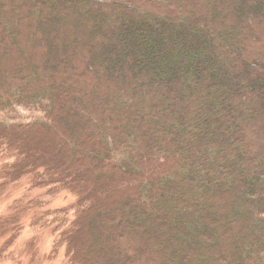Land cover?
Returning a JSON list of instances; mask_svg holds the SVG:
<instances>
[{
    "label": "trees",
    "instance_id": "1",
    "mask_svg": "<svg viewBox=\"0 0 264 264\" xmlns=\"http://www.w3.org/2000/svg\"><path fill=\"white\" fill-rule=\"evenodd\" d=\"M22 178L75 196L71 219L31 223L55 221L64 264H264V0H0V195ZM43 204L14 206L0 237Z\"/></svg>",
    "mask_w": 264,
    "mask_h": 264
},
{
    "label": "rangeland",
    "instance_id": "2",
    "mask_svg": "<svg viewBox=\"0 0 264 264\" xmlns=\"http://www.w3.org/2000/svg\"><path fill=\"white\" fill-rule=\"evenodd\" d=\"M90 16L92 18V22H94L96 25H98V23L100 24L102 18L92 13H90ZM81 23H83V20L82 18H79L78 24ZM79 27L81 29L83 28L82 25H80ZM36 32V37H38L39 42H42L41 47L43 48V53L49 54L54 51V49H52V39L45 37L42 40V38L38 34V31ZM32 60L36 63L39 62V58L35 56L32 57ZM60 95H62L63 97L67 96L65 91L60 92ZM64 114L65 115L63 116L66 117L67 114ZM13 115L16 117V119L19 120H27L33 118L29 117L28 112L23 109H19ZM32 116L39 117V114H33ZM56 123L59 125L61 134L66 136L67 138H70V131L66 124L64 122H59L58 120H56ZM78 123L79 122L75 121L76 126L78 125ZM16 132L18 135L21 134V131ZM22 137L23 132L21 136H19V139L13 142V144L16 145L20 150L19 154L22 160L33 159L34 161L39 160L40 162H42L43 159L40 146L37 143H30L26 146L21 140ZM47 165L48 170L50 168L54 169L55 176H60V172L57 171L58 164L55 159L48 161ZM85 166H90L92 171H96L98 174H101L100 169L94 166L93 162L87 161ZM75 167L76 164H72L68 168L69 171L66 174V179H69L70 182L73 181L72 170H74ZM108 176L107 180L109 181V183L107 185L101 188H96L95 190L94 187L86 190V202L90 204V207L92 206V204H94L96 199L95 197L103 200L104 196L108 195L109 188L112 185V181L110 182V177ZM79 182L80 184L82 183V177L79 178L78 183ZM32 199L42 201L44 204L42 207L31 209L28 208L23 212V215L20 218V231L18 230L19 233L13 241L9 234L0 237V264H64V247L59 249L58 254L55 258H51L50 255V250L56 237V232L53 231V225L55 221L53 222V224L51 223V225L44 227L40 224L34 226L31 223L35 221L39 212L41 214H45L47 211H50L51 213L55 209H70L69 206L74 203L75 196L67 190L59 191L54 195L48 194L46 188H33L28 183L27 178H22L16 183L10 184L6 188V190L0 195V218L11 213V210L14 206L24 205ZM98 209L99 208L97 207L94 211L97 212ZM92 214L93 212H90L89 216H92ZM72 215L73 210L71 208L68 212V218L71 219ZM90 225H93L92 228L94 229V220H91ZM90 231L93 234V231ZM92 253V250H86L85 255L90 258V255ZM89 260L90 262L96 261L99 264H104V261L102 260Z\"/></svg>",
    "mask_w": 264,
    "mask_h": 264
}]
</instances>
